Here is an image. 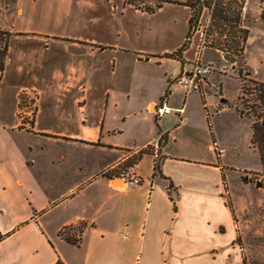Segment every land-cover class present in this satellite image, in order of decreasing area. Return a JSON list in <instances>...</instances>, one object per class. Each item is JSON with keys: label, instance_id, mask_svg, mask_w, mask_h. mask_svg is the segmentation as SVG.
Instances as JSON below:
<instances>
[{"label": "crops", "instance_id": "obj_1", "mask_svg": "<svg viewBox=\"0 0 264 264\" xmlns=\"http://www.w3.org/2000/svg\"><path fill=\"white\" fill-rule=\"evenodd\" d=\"M93 7L91 0H14L8 13H0V26L10 32L0 71V232L7 234L0 264H245L227 203H234L226 178L233 167L223 161L214 116L231 110L246 117L217 97L211 104V82L204 93L174 98L184 91L172 77L190 68L201 34L181 63L160 56L179 45L145 52L124 45L120 30L109 42L86 32L98 22L85 17L84 9ZM105 52L111 75L118 53L135 61H175L178 70L164 73L161 92L144 97L141 109L123 111L129 93L105 86L102 102L93 96ZM11 64L12 78L28 77L9 106L1 84ZM24 89L37 94L29 125L17 116ZM161 100L172 109L156 117L152 108ZM141 117L148 126H141ZM127 120L134 125L131 139L118 140ZM146 145L135 163L127 162ZM122 167L137 172L140 184L122 182L114 174ZM65 227L72 228L69 235L80 227L76 244L60 235Z\"/></svg>", "mask_w": 264, "mask_h": 264}, {"label": "rangeland", "instance_id": "obj_2", "mask_svg": "<svg viewBox=\"0 0 264 264\" xmlns=\"http://www.w3.org/2000/svg\"><path fill=\"white\" fill-rule=\"evenodd\" d=\"M13 1L0 0V13H8ZM91 1L94 3V7L92 9L85 8L84 14L85 17L95 16L98 22L95 25H88L89 30L85 31L95 33L102 41H112L116 37L117 30H120L121 41L124 45L130 48L140 47L145 52L161 51L165 48L171 49L183 42L187 30L188 7L169 3L149 14L141 12L131 5L123 4V0ZM114 4H116V8ZM260 12L261 0L244 1L241 16L243 26L248 29V35L243 55L235 56L233 62L225 60L222 52L214 47L206 46L208 48H204L201 61L212 65L214 68L209 79V83L211 82L209 97L211 104L214 97H217L220 104L233 107L243 77H253L264 82V22L260 19ZM208 18V12L205 9L200 17L199 29L191 38V44L198 40L200 34L203 39V31L207 26ZM0 30L8 32L2 26H0ZM0 36H2L0 38L1 46L3 44L2 38L5 36ZM192 54L193 49L188 52V56ZM110 55L108 52L101 54L100 84L98 89L92 92L95 91L93 94L95 100L101 102L102 90L105 86L120 96L124 92L129 93V102L127 104L122 103L120 106L123 111L141 109L144 97L161 92L166 80L164 73L168 71L175 73L178 70V64L175 61L160 60L159 63L153 57L149 60L135 61L130 53H118L115 64L117 73L111 75L109 72L111 68ZM148 55V53H144L142 58H148ZM182 59H184L183 56ZM12 70L11 64L4 82L1 84L2 101L9 106L18 98L17 88L21 83H25L28 77L24 75L22 78L16 73L15 78H12ZM180 73L178 72L176 76L172 77L173 82ZM174 84L181 87L178 82ZM25 90L31 91L29 89L23 91ZM168 96L169 93L164 100ZM193 96L199 95L193 93ZM183 97L184 95L181 94L174 96L175 99L180 100ZM220 98L224 99V103L220 102ZM168 104L171 105L169 102ZM210 109L212 110V106ZM214 118V125L219 131L217 132L219 133L218 138L225 147V153L222 154L223 161L233 167L228 169L226 178L234 197V203L230 201V198L228 200L232 205L234 222L238 230V247L245 264H264V181L257 179L260 174H264V171L260 165L258 152L252 149L249 144L250 121L247 118L239 119L231 110H224ZM41 120L44 121L43 115ZM140 120L142 127L148 126L146 119L141 117ZM130 124L131 121L127 120L124 124V132L117 135L118 140L129 141L131 139L134 125ZM136 155L137 152L132 153L127 162L131 163L130 161ZM120 169H126V167ZM120 169H117L114 174L118 175ZM247 173L251 175L249 178H247ZM241 178H244L243 181ZM257 181H259L260 186H256ZM116 184L120 185L118 182Z\"/></svg>", "mask_w": 264, "mask_h": 264}, {"label": "trees", "instance_id": "obj_3", "mask_svg": "<svg viewBox=\"0 0 264 264\" xmlns=\"http://www.w3.org/2000/svg\"><path fill=\"white\" fill-rule=\"evenodd\" d=\"M245 0H123V4L131 5L133 8L146 12L154 13L164 4H179L189 8V16L187 19V30L183 42L173 51L164 52L162 57L173 58L183 63L182 53L189 47L191 38L199 29L200 17L206 9L209 15L207 26L205 27L204 41L205 45L214 47L222 52L225 60L233 62L235 56H242L244 45L248 35V29L242 24L241 11ZM260 19L264 22V0H261ZM3 44L0 46V71L4 69L5 57L7 53L8 38L10 32L0 30ZM2 36H0L1 38ZM210 37V38H209ZM151 56H159L153 54ZM236 102L233 109L242 117L250 120L251 137L250 147L258 152L261 167L264 171V82L253 77H243ZM167 88L164 95L167 94ZM220 102L224 103V99L220 98ZM166 139L164 133L161 134L158 145L161 146ZM149 148L140 149L136 157L130 161L135 163L143 153ZM219 154V152H217ZM157 167V165H156ZM244 178H241L243 181ZM225 180V178H223ZM168 190L171 188V182L168 183ZM228 205L232 209V205L227 200ZM233 211V210H232ZM67 230L71 227H65L60 231V235L71 243L76 244L78 239L74 237L75 232L81 231L80 227L74 228L73 234H67ZM64 232V233H63ZM7 234L0 232V241ZM55 264H64L57 259Z\"/></svg>", "mask_w": 264, "mask_h": 264}, {"label": "built area", "instance_id": "obj_4", "mask_svg": "<svg viewBox=\"0 0 264 264\" xmlns=\"http://www.w3.org/2000/svg\"><path fill=\"white\" fill-rule=\"evenodd\" d=\"M205 46L206 45L203 38L197 46V50L195 52L194 58L190 62V68L184 72H181L180 75H178L175 78L176 79L175 82H178L184 91V97H186L188 94H190L193 91L204 93L210 84L209 79L211 74L213 73L214 68L212 67V65L208 63H203L201 61V54ZM21 95H22L21 100L22 99L23 100L22 101L20 100L18 104V109H17L18 120L21 124L29 125L33 120V116L37 108V104H36L37 94L34 91L27 92V90H25L22 91ZM163 100L153 105L152 112L156 117H161L169 113L172 109V107L169 106ZM177 112L181 113V110H178ZM160 136H158V141ZM148 147L149 145L145 146V148ZM153 149H154L153 150L154 157L157 158L158 146L153 145ZM247 175H248L247 178L251 176L249 173H247ZM117 177L120 178L122 182L129 185H138L141 182L140 175L131 168L120 169ZM257 179L259 181H264V174H260L259 178Z\"/></svg>", "mask_w": 264, "mask_h": 264}, {"label": "water", "instance_id": "obj_5", "mask_svg": "<svg viewBox=\"0 0 264 264\" xmlns=\"http://www.w3.org/2000/svg\"><path fill=\"white\" fill-rule=\"evenodd\" d=\"M256 186H260V183L259 182H256Z\"/></svg>", "mask_w": 264, "mask_h": 264}, {"label": "bare ground", "instance_id": "obj_6", "mask_svg": "<svg viewBox=\"0 0 264 264\" xmlns=\"http://www.w3.org/2000/svg\"><path fill=\"white\" fill-rule=\"evenodd\" d=\"M120 179H117V181H119Z\"/></svg>", "mask_w": 264, "mask_h": 264}]
</instances>
